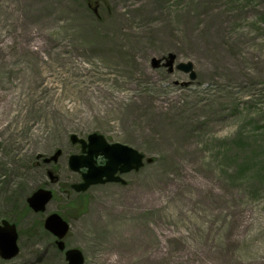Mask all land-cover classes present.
I'll return each mask as SVG.
<instances>
[{"label":"rangeland","instance_id":"rangeland-1","mask_svg":"<svg viewBox=\"0 0 264 264\" xmlns=\"http://www.w3.org/2000/svg\"><path fill=\"white\" fill-rule=\"evenodd\" d=\"M91 132L145 162L66 196L69 134ZM50 212L83 264H264V0H0V220L19 246L0 264L64 262Z\"/></svg>","mask_w":264,"mask_h":264},{"label":"water","instance_id":"water-1","mask_svg":"<svg viewBox=\"0 0 264 264\" xmlns=\"http://www.w3.org/2000/svg\"><path fill=\"white\" fill-rule=\"evenodd\" d=\"M174 55L168 54L165 64L169 71L173 66ZM152 65L157 66L159 60L151 59ZM176 69L189 73V78L195 77L192 63L189 61L178 62ZM72 143L79 142L81 144L80 154H71L68 158V166L72 171L81 172V181L74 182L71 187L74 191H85L90 185L102 184L105 182L125 181L116 172L125 173L131 170H138L143 165L144 155L131 146L120 142H107L103 135L92 132L88 134L87 139L78 138L76 134H70ZM61 150L57 149L51 156L44 158L45 162L55 161L60 155ZM102 155L105 163L102 165L95 164V158ZM52 181H54L51 175ZM52 197L50 189L39 187L35 189L30 196L27 197V203L34 211H43L46 204ZM44 227L57 237L56 245L59 250H63L65 245L62 238L68 231V223L56 212L48 214L43 222ZM17 231L14 223L5 219L0 223V256L3 259H10L18 253ZM65 264H83L84 257L80 249L76 247L65 250Z\"/></svg>","mask_w":264,"mask_h":264},{"label":"bare ground","instance_id":"bare-ground-1","mask_svg":"<svg viewBox=\"0 0 264 264\" xmlns=\"http://www.w3.org/2000/svg\"><path fill=\"white\" fill-rule=\"evenodd\" d=\"M171 104H172V103H170L168 107H165V106L161 103L160 100L152 101L149 110H150L151 113H153L154 110H155V111H159L160 109L168 110V108L170 107ZM169 116H170V119L172 120L171 123L174 124V125H178L176 118L173 119L174 116H172V115H170V114H169ZM175 120H176V121H175ZM176 123H177V124H176ZM139 262H140V258H138V257L136 256V258H134V260H133V264H139ZM141 262H143V258H141ZM142 264H144V263H142Z\"/></svg>","mask_w":264,"mask_h":264},{"label":"flooded vegetation","instance_id":"flooded-vegetation-1","mask_svg":"<svg viewBox=\"0 0 264 264\" xmlns=\"http://www.w3.org/2000/svg\"><path fill=\"white\" fill-rule=\"evenodd\" d=\"M79 152H81V146H80V144H79ZM79 152H77V153H79ZM58 160V159H57ZM57 160H55L53 163H55V162H57ZM95 161H96V164H103L104 162H105V160H104V158L102 157V156H97L96 158H95ZM44 162V161H43ZM45 164H48L49 162H44ZM51 163V162H50ZM53 179H54V181L53 182H57L58 181V177H57V175H54L53 176ZM43 187H45V188H49L47 185H45V186H43ZM71 189V183L68 185V187H65L62 191L64 192V194H66V196H68L67 194H69L67 191H68V189ZM51 189V188H50ZM52 198H53V191H52ZM52 200V199H51ZM50 200V201H51ZM49 201V202H50ZM48 202V203H49ZM47 203V204H48ZM70 203V202H69ZM47 206V205H46ZM45 209H46V207H45ZM50 234V233H49ZM52 235V234H51ZM52 244H54L55 245V237L52 235ZM60 251V250H59ZM60 252H63V254H64V251H60ZM64 263V262H63ZM62 263V264H63Z\"/></svg>","mask_w":264,"mask_h":264}]
</instances>
